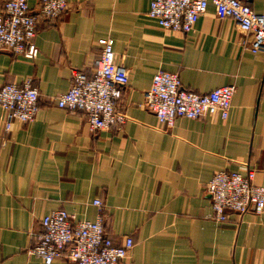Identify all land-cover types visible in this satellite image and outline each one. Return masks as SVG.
<instances>
[{
	"label": "crops",
	"instance_id": "crops-1",
	"mask_svg": "<svg viewBox=\"0 0 264 264\" xmlns=\"http://www.w3.org/2000/svg\"><path fill=\"white\" fill-rule=\"evenodd\" d=\"M7 0H0V9ZM59 20L40 19L35 59L0 51V87L30 83L40 93L34 122L5 132L0 110V264H45L30 255L43 218L96 221V200L115 245L135 243L126 264H264V212L212 218L207 186L219 171L264 186V54L252 36L210 5L190 34L149 16L152 0H68ZM264 14V0H242ZM39 0H28L34 15ZM129 74L119 102L122 128L93 132L83 114L58 108L74 71L92 77L102 40ZM178 74L198 94L234 86L229 118L177 119L163 126L142 104L154 76ZM53 264H74L67 259Z\"/></svg>",
	"mask_w": 264,
	"mask_h": 264
},
{
	"label": "built area",
	"instance_id": "built-area-1",
	"mask_svg": "<svg viewBox=\"0 0 264 264\" xmlns=\"http://www.w3.org/2000/svg\"><path fill=\"white\" fill-rule=\"evenodd\" d=\"M210 5L219 18H229L239 29L252 36L245 48L253 54H264V14L253 11L242 0H152L149 16L166 31L190 34ZM69 10L68 0H39L37 15L28 0H7L0 9V51L35 59L39 54L34 39L40 19L56 21ZM101 57L92 77L83 71H74L70 89L56 98L58 108L70 114H83L93 132L122 128L126 117L118 105L129 84L127 70L115 65L116 53L112 39L102 40ZM234 86L221 87L208 94L185 89L178 74L160 71L144 97L142 107L155 114L159 122L173 128L177 119L200 120L219 116L229 118ZM40 93L30 83L23 86L6 84L0 87V110L5 132L15 124L34 122L40 103ZM256 172L246 176L225 171L216 172L207 186L212 200V218L226 224L230 214L242 216L250 211L264 212V186L254 184ZM100 216L92 221L71 223L64 210L52 212L41 222L42 232L36 236L31 256L53 264L67 259L74 264H126L135 246L131 237L122 245H115L107 235L101 212L104 204L94 202Z\"/></svg>",
	"mask_w": 264,
	"mask_h": 264
}]
</instances>
